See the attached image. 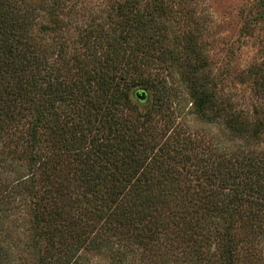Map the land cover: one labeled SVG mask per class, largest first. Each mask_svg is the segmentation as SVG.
Wrapping results in <instances>:
<instances>
[{
  "label": "trees",
  "instance_id": "obj_1",
  "mask_svg": "<svg viewBox=\"0 0 264 264\" xmlns=\"http://www.w3.org/2000/svg\"><path fill=\"white\" fill-rule=\"evenodd\" d=\"M26 1L0 0V139H12L0 140V264H12L17 246L9 210L24 198L30 241L37 246V238L45 237L40 264L52 257L79 264L81 248L125 230L151 248L177 222V213L194 255L175 263L255 264L241 261L234 232L248 221L264 228V154L244 153L229 163L224 157L205 169L200 155L199 162H187L188 141L175 136L174 146L160 142L150 122L155 109L173 100L165 78H145L144 66L151 60L161 69L178 63L175 53H154L171 28L155 26L156 16H168L174 0H152L145 8L123 0L105 21L79 26L81 45L72 50L63 35L68 22L58 10L63 0H40L42 21ZM202 29L197 26L196 36L182 45L192 112L233 136L260 139L264 108L250 122L199 78L205 58L195 37ZM142 83L153 89L143 118L132 99L141 101L135 88ZM189 193L194 200L184 198ZM171 206L176 210L158 211ZM124 257L118 251L117 260Z\"/></svg>",
  "mask_w": 264,
  "mask_h": 264
},
{
  "label": "rangeland",
  "instance_id": "obj_2",
  "mask_svg": "<svg viewBox=\"0 0 264 264\" xmlns=\"http://www.w3.org/2000/svg\"><path fill=\"white\" fill-rule=\"evenodd\" d=\"M136 1L141 8H145L146 5L153 6L152 0ZM26 2L32 8L36 20L42 21L44 10L40 8V0ZM121 2L123 0L60 2L59 14L68 22L63 35L69 43V49L81 45L80 39L76 38L79 26L89 24L91 19L105 21L107 13ZM156 19L155 26L165 25L171 28L168 27L166 30V41L163 43L165 48L157 47L153 49L154 53L162 51V56L168 57L166 54L172 52L179 56L176 66L161 69L152 60L144 66L145 78L154 81L157 77L161 80L165 78V83L172 93V105L160 109L157 108L158 106L157 109L154 107L156 112L150 120L161 136L160 142H165L167 139V144L174 146L177 136L180 138L179 141L182 139L188 141L186 147H191L192 153L188 151L187 162L200 161L202 168L205 169L210 163L215 164L224 157L229 163L233 161L234 156L239 157L244 153L253 151L264 154V133L260 139L248 138L246 135L233 136L217 123H207L195 116L186 86V76L189 74L190 66L186 62V50L182 47L184 42L196 36V27L203 26L204 29L195 37L205 58L199 78L205 80L207 87L221 98L222 103H231L233 107L243 112V116L248 121L259 118L264 108V0H174L168 16L164 15L160 20L159 16H156ZM120 61L121 64H125L126 58L123 57ZM192 62L194 60L189 61L190 64ZM136 89L146 92L141 101L132 97L137 102L138 111L135 114L143 118L142 114L153 104V89L145 83L139 84L135 91ZM10 136L5 134L0 140L7 143L12 140ZM14 147V145L9 146L11 148L9 156L13 154ZM196 155H200V159L195 157ZM62 176H65L63 172L60 174V177ZM184 198L195 199L191 193ZM28 200L29 198H24L13 201L9 210L11 213L8 218L9 230L13 243L15 242L17 246L14 249L12 264H40L39 250L43 249L45 244L43 239L45 237L41 235L37 238V246L30 241ZM171 208L173 211L176 210V207L171 206L159 208L158 211L163 209L168 213ZM176 217L177 222L171 221L168 225L167 235L151 248H147V244L138 242L136 240L138 238L134 237L131 230H125L111 234L106 238V242L102 240L101 243V240H97L95 247L81 248L77 252L83 256L79 264H158L162 261H167V264H177L175 263L177 257L179 259L180 256L192 257L194 254L190 251L193 248H189L184 241L188 237V228L185 223L179 222L178 213ZM234 237L242 257L241 261L255 260V264H264V228L260 230L249 221L246 225L237 223ZM212 250H214L213 246ZM118 251H125L127 258L124 257L122 261L117 260ZM55 259L52 257L50 264H58ZM73 260L70 262L72 263Z\"/></svg>",
  "mask_w": 264,
  "mask_h": 264
},
{
  "label": "water",
  "instance_id": "obj_3",
  "mask_svg": "<svg viewBox=\"0 0 264 264\" xmlns=\"http://www.w3.org/2000/svg\"><path fill=\"white\" fill-rule=\"evenodd\" d=\"M136 96H137L139 99H143L144 96H145V93H144V91L136 92Z\"/></svg>",
  "mask_w": 264,
  "mask_h": 264
}]
</instances>
